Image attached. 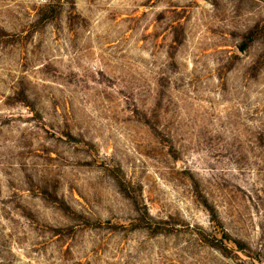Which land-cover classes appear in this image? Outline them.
Segmentation results:
<instances>
[{"label":"rangeland","instance_id":"1","mask_svg":"<svg viewBox=\"0 0 264 264\" xmlns=\"http://www.w3.org/2000/svg\"><path fill=\"white\" fill-rule=\"evenodd\" d=\"M0 264H264V0H0Z\"/></svg>","mask_w":264,"mask_h":264}]
</instances>
